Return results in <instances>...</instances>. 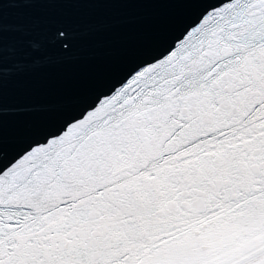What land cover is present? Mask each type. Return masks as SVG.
Listing matches in <instances>:
<instances>
[{"label": "snow or ice", "instance_id": "6c2138e0", "mask_svg": "<svg viewBox=\"0 0 264 264\" xmlns=\"http://www.w3.org/2000/svg\"><path fill=\"white\" fill-rule=\"evenodd\" d=\"M186 12L75 110L34 111L10 145L4 76L63 58L78 25L5 5ZM0 264H264V0H0Z\"/></svg>", "mask_w": 264, "mask_h": 264}, {"label": "water", "instance_id": "95a60500", "mask_svg": "<svg viewBox=\"0 0 264 264\" xmlns=\"http://www.w3.org/2000/svg\"><path fill=\"white\" fill-rule=\"evenodd\" d=\"M48 15H59L80 28L78 47L67 57L14 66L4 76V135L10 145L29 114L40 110L51 115L75 110L79 101L99 91L129 62L154 51L170 35L186 12L178 8L119 4L5 5L4 47L25 24Z\"/></svg>", "mask_w": 264, "mask_h": 264}]
</instances>
